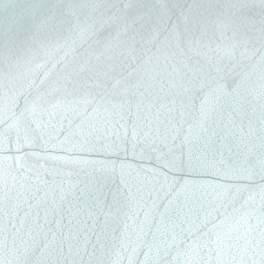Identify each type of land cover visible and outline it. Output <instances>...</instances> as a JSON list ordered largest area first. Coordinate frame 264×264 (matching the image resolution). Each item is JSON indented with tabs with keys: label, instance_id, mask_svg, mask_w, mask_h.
I'll use <instances>...</instances> for the list:
<instances>
[{
	"label": "water",
	"instance_id": "1",
	"mask_svg": "<svg viewBox=\"0 0 264 264\" xmlns=\"http://www.w3.org/2000/svg\"><path fill=\"white\" fill-rule=\"evenodd\" d=\"M45 61L49 82L66 77L69 91L76 89L68 100L91 92L98 107L91 122L109 142L130 139L133 128L155 127L159 114L160 127L168 125L177 135L173 147L179 152L190 126L203 123L208 134L190 146L194 151H205L220 169L254 168L257 175L249 180L216 171L170 170L159 154L168 150L163 145L153 146L158 151L146 146L143 152L131 147L73 150L71 142L60 141L76 131L84 116L64 119L63 108L53 113L50 126L48 115L44 127L37 128L32 116L18 123L13 112L19 115L31 91L23 77ZM117 82L119 89L113 90ZM16 93L19 106L3 108ZM110 100L124 105L123 119L105 111ZM0 108V134L13 142L18 133L21 139L25 134L37 138L20 160L12 158L21 155L14 143L10 152L4 150L7 144L0 148V196L7 193L12 203L19 201L20 218L26 212L35 218L37 211L42 218L47 202L63 194L62 206L49 212L47 224L40 222L45 233H72L74 251H81L68 259L82 264L149 259L155 227L145 230L130 257L123 218L106 224L105 212L129 193L142 196L147 205L167 203L157 183L167 177L176 184H222L235 195L215 204L214 222L223 220L222 226L210 222L171 246L161 245V264H264V179L259 174L264 161V0H0ZM51 157L59 158L55 168ZM210 200L205 194L190 207L201 212ZM41 201L46 203L37 209ZM209 229V235H201ZM38 256L36 247L24 253L12 229L0 233V264H33Z\"/></svg>",
	"mask_w": 264,
	"mask_h": 264
},
{
	"label": "snow or ice",
	"instance_id": "2",
	"mask_svg": "<svg viewBox=\"0 0 264 264\" xmlns=\"http://www.w3.org/2000/svg\"><path fill=\"white\" fill-rule=\"evenodd\" d=\"M23 78L31 91L29 96L24 98L23 108L20 109L19 115L17 116L16 112H13L17 122H22L25 118L32 116L34 117L32 122L36 123L37 128H40L45 126L44 115H48V126H50L53 113H56L58 108L65 110L60 113L64 119H67L69 115H83L84 119H81L80 123L75 125L76 131L69 132L65 140L60 141V144L71 142L73 150L96 149L99 147L105 151H116L120 149L128 150L131 147L133 150L138 149L143 152L146 146L163 145L168 150L167 152L161 151L159 154L163 159V166L170 170H190L189 174L216 171L221 175L239 176L249 180L257 175L254 168L228 167L227 169H220L215 158H210L205 151H194L190 146L202 134H208V129L203 123L190 126L183 136L181 142L183 147H181L179 152L175 151L173 147L176 144L177 135L168 125H164L163 129L160 127L162 121L159 120V114L156 117L155 127L133 128L130 139L121 138L119 142L116 139H112L109 142V138L101 134V128L91 122V117L98 112L94 98H89L91 97V92H84L79 99L68 100L67 97L74 95L76 89L73 88L71 92L69 91L66 77H58L56 81L49 82L46 61L36 64L35 68L30 70ZM112 88L113 90L119 89V82L114 84ZM22 94L23 92L19 93V95ZM19 95L16 93L9 97L3 108L8 111L17 108L20 103ZM104 107L106 112L121 115L124 105L115 100H110L105 103ZM3 108H0V111H3ZM89 108H91V112L88 111ZM203 112L204 109H202ZM121 119H123L122 115ZM69 123L71 124L72 121L69 120ZM109 123L110 119L106 118L101 126L104 128L105 133ZM36 139V137L28 134H25L24 138L21 139L18 133L17 139L13 142L3 133L0 134V148L7 144L9 147L4 150L10 152L14 143L15 152L21 155L12 158L20 160L29 155L24 149H32ZM185 147H187V151L184 150ZM60 150L65 151L64 148ZM153 151H158V148L153 147ZM51 159L53 168H55L59 158L51 157ZM259 174L264 179V161L260 163ZM95 183L93 186H95ZM157 183L159 184V190L167 198V203L160 205L153 202L151 205H147L144 203L142 196L137 198V194L129 193L125 202L117 201L114 210L105 212L106 224L109 221L115 222L123 218L122 226L125 232V239L128 241L125 251H128L129 247H131L130 257L135 252L137 242L141 241L146 234L145 230L155 227V238L149 246L151 256L149 259L142 261L141 264H161L159 260L161 245L167 244L171 246L173 243H177L180 237L186 233H191L193 229L201 231L199 226H206L210 222L213 223L214 228L222 226L223 220L219 224L214 222L218 212L215 204L223 202L225 199L234 200L235 195H229V190L222 184L215 186L190 185L188 183L176 184L174 181H169L167 177L163 180H158ZM208 188H211L212 191L207 192ZM192 189L195 190L192 191ZM200 189L205 191H200ZM205 194L211 196L212 200L207 202V206L203 207L201 212L194 213L190 205L204 200ZM181 195L184 196L182 203L180 202ZM64 199L65 196L61 194L59 201L53 197L50 202H47V206L43 209L44 216L42 218L38 211L35 218H31L27 212L23 218H20L18 214L19 201L12 203L8 194L4 193L3 196H0V233H5L12 229L14 237L19 238L25 254L29 253L33 247L38 248L39 256L33 264H82V261L78 259L67 258L68 256L78 257L81 251H74V246L71 242L74 237L71 232L66 236L62 233H45L41 226V219L47 224L49 212L55 213L57 208L62 206ZM41 203L46 202L41 201L35 207L39 209ZM29 207L31 208L32 205L30 204ZM210 232L211 229H209V232H201V235L207 236ZM132 237H135V239H132ZM208 243L209 241H204L205 246ZM65 244H67V251H65ZM86 244L87 241L84 242L83 248H86ZM145 255L149 254L145 253ZM57 257H63V259H57ZM110 264H121V262L113 260ZM128 264H134L131 258ZM173 264H181V262L174 261Z\"/></svg>",
	"mask_w": 264,
	"mask_h": 264
}]
</instances>
